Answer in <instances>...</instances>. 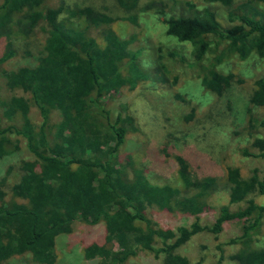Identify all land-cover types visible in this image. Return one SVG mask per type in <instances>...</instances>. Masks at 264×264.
Masks as SVG:
<instances>
[{
  "label": "trees",
  "instance_id": "trees-1",
  "mask_svg": "<svg viewBox=\"0 0 264 264\" xmlns=\"http://www.w3.org/2000/svg\"><path fill=\"white\" fill-rule=\"evenodd\" d=\"M50 1L0 3V39L6 41L0 66L15 56L11 42L14 31L29 40L40 24L47 27L43 51L35 63L3 73L12 97L1 100L0 86V160L20 151L13 136L23 138L33 156L20 162L21 174L11 189L14 200L0 204V261L30 253L39 264H54L56 238L70 233L78 217L84 225L103 226V243L92 242L84 249L89 262L128 264L147 251L162 256V264H190L176 251L192 236L203 231L216 235L226 223L241 222V235L228 242L241 245L231 258L239 264H264V247H251L262 224L264 203L250 199L252 195L264 197V178L256 174L243 177L240 165L226 170V182L229 203L244 205L234 210L221 207L211 225L195 221L171 230L150 219L148 212L153 210L178 209L195 215L199 208L192 197H181L169 187L152 186L142 175L137 174L132 184L125 180L118 150L134 131L133 121L120 116L112 121L105 98L126 84L119 69L126 58L129 62L134 58L126 49L128 43L113 32L110 25L115 18L106 12L91 5L70 6L65 0L55 5ZM114 1L129 20L135 18L139 0ZM204 1V8L190 5L188 16L168 19L166 33L189 44L201 71L202 86L224 98L234 84L241 83L234 74L218 70L227 55L240 62L251 56L264 61V13L252 4H264V0L240 4L236 0ZM213 5L224 9L226 23L219 21ZM213 39L225 50L203 65ZM24 55L32 56L28 49ZM168 55L182 59L174 51ZM254 85L248 114L264 108V77ZM31 105L41 119L37 125L30 118ZM253 121L256 125L258 119H248L250 125ZM259 125L263 128L264 120ZM249 145L253 151L241 148L243 157L264 159V137L253 133ZM178 164L185 188L196 196L214 186L213 177L196 178L185 172L182 160Z\"/></svg>",
  "mask_w": 264,
  "mask_h": 264
},
{
  "label": "rangeland",
  "instance_id": "rangeland-1",
  "mask_svg": "<svg viewBox=\"0 0 264 264\" xmlns=\"http://www.w3.org/2000/svg\"><path fill=\"white\" fill-rule=\"evenodd\" d=\"M236 1L240 4L247 0ZM57 3L58 0L50 1V4ZM65 3L91 5L115 18L110 27L116 36L128 43L126 49L134 57L131 62L126 58L119 69L126 84L105 98L112 121L117 116L133 121L134 131L128 134L118 150L125 180L132 184L137 174L142 175L152 186L169 187L177 190L181 197H192L199 208L195 215L178 209L170 212L153 210L152 214L148 212L150 219L160 228L171 230L188 227L195 221L201 226H209L221 207L234 210L244 205L229 203L226 170L237 164L242 167L243 177L256 174L260 179L264 178V159L245 158L240 154L241 148L253 151L249 145L253 133L264 137V127L259 125L264 120V108L247 113L249 98L255 90L254 82L264 77V61L251 56L246 62H240L237 57L227 55L218 70L223 74H234L241 83L234 84L224 98H218L202 86L201 71L192 58L189 44L166 33L168 19L188 16L190 5L195 9L204 8L207 5L204 0H139L132 21L114 0H65ZM252 4L264 13L263 3ZM212 8L219 21L226 23L224 9L218 5ZM33 35L27 40L18 31L12 33L15 56L0 66L1 100L13 95L5 87L3 73L35 63L43 51L47 27L40 24ZM5 42L0 39V57L5 54ZM213 42L203 65L210 64L225 50L223 45H216L214 39ZM25 49L32 56L24 55ZM171 51L182 59L171 58L168 55ZM16 94L22 95L21 92ZM23 96L28 98L26 94ZM0 110L2 112V108ZM30 118L36 125L41 121L32 105ZM249 118L258 119L257 124L253 121L250 125ZM13 138L19 141L20 151L0 160V204L3 200L6 203L14 200L11 189L19 180L20 162L33 159L24 139ZM180 160L185 164V172L196 178L213 177L214 186L200 197L186 189L179 176ZM250 199L264 203L262 196L252 195ZM241 227V222H228L219 234L197 233L176 252L186 257L190 264H239L231 257L239 252L241 245H229L228 242L241 235ZM103 236L102 225H84L76 217L70 233L56 238L54 264H99L86 261L84 249L92 242L102 244ZM251 247H264V216L258 233L252 237ZM162 260V256L142 251L128 264H162ZM0 264L39 263L30 253H23L0 261Z\"/></svg>",
  "mask_w": 264,
  "mask_h": 264
}]
</instances>
